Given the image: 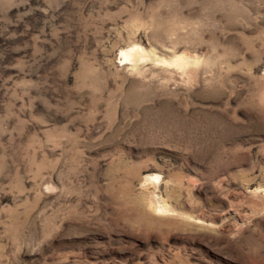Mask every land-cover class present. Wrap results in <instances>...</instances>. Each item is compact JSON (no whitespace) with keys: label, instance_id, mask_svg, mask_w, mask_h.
Masks as SVG:
<instances>
[{"label":"rangeland","instance_id":"374dc122","mask_svg":"<svg viewBox=\"0 0 264 264\" xmlns=\"http://www.w3.org/2000/svg\"><path fill=\"white\" fill-rule=\"evenodd\" d=\"M0 264H264V0H0Z\"/></svg>","mask_w":264,"mask_h":264}]
</instances>
